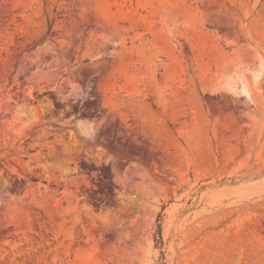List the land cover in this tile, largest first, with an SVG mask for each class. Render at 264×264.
<instances>
[{
    "label": "rangeland",
    "instance_id": "obj_1",
    "mask_svg": "<svg viewBox=\"0 0 264 264\" xmlns=\"http://www.w3.org/2000/svg\"><path fill=\"white\" fill-rule=\"evenodd\" d=\"M0 264H264V0H0Z\"/></svg>",
    "mask_w": 264,
    "mask_h": 264
},
{
    "label": "trees",
    "instance_id": "obj_2",
    "mask_svg": "<svg viewBox=\"0 0 264 264\" xmlns=\"http://www.w3.org/2000/svg\"><path fill=\"white\" fill-rule=\"evenodd\" d=\"M159 230H161V226H160V229ZM161 233V232H160Z\"/></svg>",
    "mask_w": 264,
    "mask_h": 264
}]
</instances>
